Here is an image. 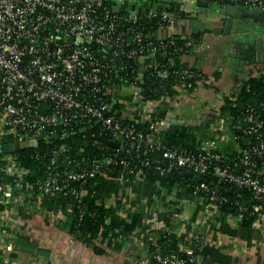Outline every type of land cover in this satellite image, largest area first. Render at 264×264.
Wrapping results in <instances>:
<instances>
[{
    "label": "built area",
    "instance_id": "2783aa9c",
    "mask_svg": "<svg viewBox=\"0 0 264 264\" xmlns=\"http://www.w3.org/2000/svg\"><path fill=\"white\" fill-rule=\"evenodd\" d=\"M218 0H0V203L3 206L16 193L72 194L80 198L90 180L116 174L120 180L134 173L135 155L156 153L153 161L161 174L171 169L191 170L198 176L211 175L237 189L248 191L255 202H264V102L243 110L241 138H248L235 155L227 157L209 141L194 151L169 146L161 138V127L150 121L146 131L135 123L137 106L143 104L136 84L144 70L155 66V57L164 55L176 42L165 31L181 20L171 4ZM225 5L264 10V0H221ZM183 45L195 48L200 42L180 34ZM111 55L112 58H109ZM115 65V67H114ZM165 76L167 70L159 68ZM130 84L134 92L120 98L115 89ZM189 76L192 73L183 70ZM141 89V88H140ZM117 91L120 108L114 109ZM111 104H113L111 106ZM261 108V110H260ZM137 109V110H136ZM113 112L111 113V111ZM97 122L96 124H94ZM91 126V127H90ZM86 127L84 145L103 150L91 155L82 143L64 140L48 142ZM36 146H48L36 156L47 159L44 177L26 182L28 169L20 166L14 153L1 151L4 139ZM71 137V136H70ZM239 138V135L236 136ZM69 138V137H68ZM107 138V146L102 140ZM67 139V138H66ZM117 142V146L109 144ZM148 166L149 160L141 162ZM27 188L23 187V183ZM201 190L214 205L229 200L207 183L190 185ZM237 218L245 207L233 202ZM253 210H259L255 203ZM0 220V236L2 235ZM199 237L194 236L198 241ZM199 243V242H197ZM0 238V246H3ZM12 250V244H5ZM156 264H196L191 251L153 254ZM0 264H9L7 259Z\"/></svg>",
    "mask_w": 264,
    "mask_h": 264
},
{
    "label": "crops",
    "instance_id": "0c3cea01",
    "mask_svg": "<svg viewBox=\"0 0 264 264\" xmlns=\"http://www.w3.org/2000/svg\"><path fill=\"white\" fill-rule=\"evenodd\" d=\"M177 4L183 15L165 34L202 33L199 45L185 60L199 67L207 79L191 90L176 86L173 96L143 102L137 106L135 119L140 123L157 122L161 133L174 134L179 127L189 128L200 142L209 141L226 157L235 155L240 149L238 123L233 118L220 117L219 108L224 94L235 93L249 77L264 74V62H240L230 51L237 43L249 40L243 37L242 29L253 25L234 19L226 32V17L217 14L219 6L215 5L213 15L217 20L211 22L213 25L205 24L206 19L204 25L197 17L204 29L185 31L184 17L206 15L210 6L205 13L191 1ZM256 38L251 37L249 43ZM123 85L120 98L129 97L134 87ZM158 107L165 117L158 116ZM172 127L175 131H171ZM91 200L106 206L120 200L121 216L139 213L142 222L135 229L117 231L109 245L99 238L90 243L82 241L70 233L68 222L79 203ZM0 220L4 244L0 246V261L7 259L9 264H152L151 247L156 243L157 230L175 235L179 250L193 252L196 264H264V215L250 224L243 223L235 214L222 211L201 196L185 189L167 191L145 179L100 177L84 187L80 198L61 193H16L0 211ZM194 236L199 237L198 241ZM8 243L12 244L10 251L5 250Z\"/></svg>",
    "mask_w": 264,
    "mask_h": 264
},
{
    "label": "trees",
    "instance_id": "16d2710c",
    "mask_svg": "<svg viewBox=\"0 0 264 264\" xmlns=\"http://www.w3.org/2000/svg\"><path fill=\"white\" fill-rule=\"evenodd\" d=\"M216 3L218 6H222L225 5L226 2L218 0ZM171 8L176 9V11L179 12V15H183V12L179 9V7H175L171 4ZM189 35L192 36L196 42H200L202 33L194 32ZM170 37L174 38L176 42L175 50L170 47L169 51L164 55L156 56L154 60L155 66L144 70L142 80L136 84L140 100L143 102L157 101L162 96H173L178 90L176 86L191 90L198 86L199 83L204 84V81L207 79L208 75L205 74L199 67L187 63L185 60L186 56L191 53L193 48L185 50L187 48L183 45L184 41L179 38L180 34L178 33H173ZM162 67L167 70V74L165 76H161L159 74L158 70ZM183 70L190 71L192 75L189 76L185 73H181ZM217 75V72L213 73V76L216 77ZM261 102H264V74L249 77L241 84L237 92L223 95V102L219 108V116L223 118H233L238 123L237 135H239V138H237V141L240 148L243 147L244 141L248 139L244 137L241 138L240 135V127L244 125L243 110L248 105L258 106ZM116 108L121 109L118 100L114 103V109ZM157 111H160L158 114L159 117H165V113L160 107L157 108ZM112 112L113 110L111 113ZM135 126L139 130L146 131L149 126V122H136ZM161 138L163 142L169 146L183 147L189 151H194L200 143L191 130L186 127H179L174 134L167 131L161 133ZM4 141L14 142L16 140L8 137L4 139ZM64 141L73 144L82 143V146H85V149L94 156H102L104 154L103 150H98L97 148L91 147L87 144L84 145V137L83 134L80 133H77ZM102 143L103 146L106 147L108 145L107 138H103ZM47 146V143L40 141V143L36 146H26L21 148L19 151L14 152L17 163L28 169V173L24 175L26 182H33L44 177L47 159L36 156V152L44 150ZM77 146L81 145L78 144ZM155 155L156 153L136 154L135 161L133 162L135 166L134 173L126 177H128V179H145L149 182H157L167 191L174 188L185 189L189 194H194L193 188L190 187V185L200 184L203 182V179H207L209 182L213 181L216 184H219L221 189H217L218 193L224 195L229 200L228 203L218 205L222 211L237 215V210L233 206V202L238 201L245 207L243 218L241 220L243 223L250 224L261 215H264V202H251L252 196L248 191L237 189L225 182H218L211 175L198 176L193 174L192 177H188L183 173V169H171L170 171L161 174L155 169L156 164L153 163ZM145 159L149 160L148 166L141 165V162ZM122 171L123 170L120 167L116 174L108 175L111 178L119 179ZM93 181L94 180H90L84 187L88 188ZM22 183L23 187L27 188L24 185L25 182ZM228 190L230 193H226ZM194 195L201 196L207 200V196L201 190H197ZM240 195L241 197H239ZM255 203L259 205V210L256 212L253 210ZM3 207V204L0 203V211L3 210ZM122 211L123 204L120 200H116L113 205L109 206H106L104 203H97L94 200L82 201L79 203L68 222L69 231L82 241L90 243L99 238L100 241L105 240L107 245H109L116 237L117 231L135 229L142 222V216L139 213H129L125 217H122ZM155 233L157 235V240L151 247L152 264H156L153 260V254L155 253L156 248H159L161 253L177 252L179 255L184 254V252L180 251L178 248L179 239L176 238L175 235L168 232V230H157Z\"/></svg>",
    "mask_w": 264,
    "mask_h": 264
},
{
    "label": "water",
    "instance_id": "95a60500",
    "mask_svg": "<svg viewBox=\"0 0 264 264\" xmlns=\"http://www.w3.org/2000/svg\"><path fill=\"white\" fill-rule=\"evenodd\" d=\"M193 6L196 7L199 11L201 12H207L209 10V6H211V3H208L206 1H196L192 2ZM217 14L221 17H226V22H225V31L228 32L229 28L232 24V21L234 19L242 20V18H245L246 20H252L254 22H264V10H259L256 8H244L242 6H235V5H222L217 8ZM243 37L246 39H251L255 38L256 34L254 33V29L252 28H247L243 27L242 29ZM249 40L241 43H237L235 47L230 49L232 53H235V56L238 59H240V62H243L245 59H248L246 62L249 64L253 63H261L264 62V50L262 49V39L259 38L257 42L255 43H249ZM259 56L260 59H255L254 56ZM253 56V58H252ZM109 58H112L111 55H109ZM115 67V65H114ZM115 77L118 78L115 80L114 88L116 89L118 87V82L120 80V76L118 75L117 72H115ZM117 98V91L115 90L113 92V100H116ZM113 104H111L112 106ZM95 122L94 124H96ZM91 127V126H90ZM171 131H175V128H170ZM87 130L86 127L80 128L77 131L71 132L63 137H58L57 135H51L48 137V142L52 143L53 141L56 140H64L70 136L76 135L77 133H83ZM110 145L112 146H117V142L110 141ZM29 146V143H19V142H12V143H7L3 144L1 146V151L4 153H14L19 151L21 148ZM183 173L188 176L192 177L193 173L191 170L185 169L183 170ZM203 182L208 183L210 186L214 187L215 189L220 190L221 186L219 184H216L213 181H208L207 179H203ZM226 193H230V191H226ZM241 197V195L239 196ZM251 202H255L254 199L251 200Z\"/></svg>",
    "mask_w": 264,
    "mask_h": 264
},
{
    "label": "rangeland",
    "instance_id": "374dc122",
    "mask_svg": "<svg viewBox=\"0 0 264 264\" xmlns=\"http://www.w3.org/2000/svg\"><path fill=\"white\" fill-rule=\"evenodd\" d=\"M211 10L213 12H211ZM215 10H216V7H215V5L212 4L210 6L209 13H207L206 15H201V14L194 13L192 16L190 15V16L184 17V19H183L184 23L182 24V29H184L185 31H190V30L197 31V30H199L201 28L204 29V27H205L204 25L205 24H212L213 25V23H211V22H214V21L217 20L216 16L213 15V14H216ZM197 17L200 18V21L203 24H204L203 20L205 21V19H206L205 24L204 25L203 24L201 25L199 22L197 23ZM173 29H174V27H171V30H173ZM183 34H188V33H183ZM122 85L123 84L120 83L119 86H118L119 96L121 95V86Z\"/></svg>",
    "mask_w": 264,
    "mask_h": 264
},
{
    "label": "flooded vegetation",
    "instance_id": "af4514ba",
    "mask_svg": "<svg viewBox=\"0 0 264 264\" xmlns=\"http://www.w3.org/2000/svg\"><path fill=\"white\" fill-rule=\"evenodd\" d=\"M239 21V20H238ZM240 24H244L247 23L246 25H248L249 23L251 25H253L251 28L254 29V31L256 32L255 36H258V38H256L254 41L255 43L257 42V40L259 38L262 39V49L264 50V22H254L252 20H246L245 18H242V20L239 21ZM255 59H260V55L259 56H254ZM253 58V56H252Z\"/></svg>",
    "mask_w": 264,
    "mask_h": 264
}]
</instances>
